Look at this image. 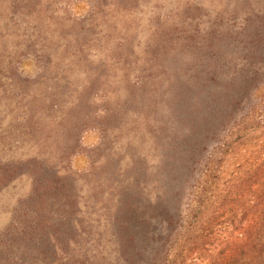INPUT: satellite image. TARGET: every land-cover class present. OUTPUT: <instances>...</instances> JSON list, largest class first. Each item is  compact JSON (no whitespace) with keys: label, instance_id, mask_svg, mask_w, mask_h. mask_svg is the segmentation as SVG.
I'll list each match as a JSON object with an SVG mask.
<instances>
[{"label":"trees","instance_id":"16d2710c","mask_svg":"<svg viewBox=\"0 0 264 264\" xmlns=\"http://www.w3.org/2000/svg\"><path fill=\"white\" fill-rule=\"evenodd\" d=\"M237 2L209 20L201 3L155 17L146 61L135 79L123 74L117 108L103 102L91 118L83 110L93 99L73 107L79 120L55 160L0 162V187L16 176L31 181L0 242V264H233L240 245L250 264H264V158L246 170L249 190L263 191L249 202L246 173L223 180L213 165L215 154L249 145L264 128V11ZM118 58L129 59L127 49ZM93 76L92 89L100 72ZM84 120L99 122L102 166L62 172ZM85 239L92 249L81 248Z\"/></svg>","mask_w":264,"mask_h":264},{"label":"rangeland","instance_id":"374dc122","mask_svg":"<svg viewBox=\"0 0 264 264\" xmlns=\"http://www.w3.org/2000/svg\"><path fill=\"white\" fill-rule=\"evenodd\" d=\"M229 1L132 0L120 5L117 0H0V162L27 154L48 160L65 155L67 128L80 116L79 109L73 107L93 99L91 108L83 110L92 118L102 116L107 108L104 103L114 109L120 105L125 95L119 87L121 78L124 74L135 79L145 63L142 50L156 27L155 17L164 19L179 13L184 4L201 3L208 12L201 16L207 15L209 20L214 9ZM237 3L264 11V0ZM130 33V44L123 47ZM124 48L129 54L126 61L118 58ZM96 71L100 72V83L92 89L89 84L94 83ZM83 123L78 144L68 152V161L59 166L62 172L84 175L94 167L92 163L102 166L101 153L95 150L102 142L99 122ZM247 143L234 145L229 154H215L213 165L223 180L237 170L246 173L243 200L249 202L253 195L263 194L249 190L251 180L246 170L251 161L264 158V128ZM260 181L263 190L264 176ZM30 187L26 176H16L0 187V242L10 223L18 218L20 200ZM257 199L264 201V196ZM80 244L83 250L92 249L86 239ZM222 252L218 248L213 256ZM237 254L233 264L251 263L241 245Z\"/></svg>","mask_w":264,"mask_h":264}]
</instances>
